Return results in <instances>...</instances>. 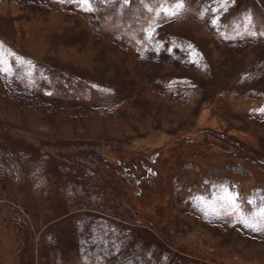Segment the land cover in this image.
<instances>
[{
  "label": "rangeland",
  "instance_id": "1",
  "mask_svg": "<svg viewBox=\"0 0 264 264\" xmlns=\"http://www.w3.org/2000/svg\"><path fill=\"white\" fill-rule=\"evenodd\" d=\"M0 264H264V0H0Z\"/></svg>",
  "mask_w": 264,
  "mask_h": 264
},
{
  "label": "snow or ice",
  "instance_id": "2",
  "mask_svg": "<svg viewBox=\"0 0 264 264\" xmlns=\"http://www.w3.org/2000/svg\"><path fill=\"white\" fill-rule=\"evenodd\" d=\"M84 3H87V0H83Z\"/></svg>",
  "mask_w": 264,
  "mask_h": 264
}]
</instances>
